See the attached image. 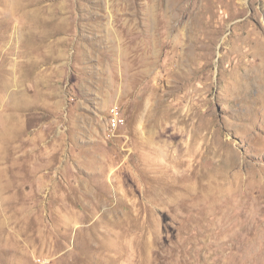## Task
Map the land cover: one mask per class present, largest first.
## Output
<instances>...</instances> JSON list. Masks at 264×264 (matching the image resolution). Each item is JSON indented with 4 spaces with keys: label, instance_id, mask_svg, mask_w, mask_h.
I'll return each mask as SVG.
<instances>
[{
    "label": "rangeland",
    "instance_id": "rangeland-1",
    "mask_svg": "<svg viewBox=\"0 0 264 264\" xmlns=\"http://www.w3.org/2000/svg\"><path fill=\"white\" fill-rule=\"evenodd\" d=\"M0 264H264V0H0Z\"/></svg>",
    "mask_w": 264,
    "mask_h": 264
},
{
    "label": "built area",
    "instance_id": "built-area-1",
    "mask_svg": "<svg viewBox=\"0 0 264 264\" xmlns=\"http://www.w3.org/2000/svg\"><path fill=\"white\" fill-rule=\"evenodd\" d=\"M111 113H113L114 115V123L113 125H111L112 127H116L118 125V123H123V119H121L119 116H118V111L116 108H113L111 109Z\"/></svg>",
    "mask_w": 264,
    "mask_h": 264
},
{
    "label": "bare ground",
    "instance_id": "bare-ground-1",
    "mask_svg": "<svg viewBox=\"0 0 264 264\" xmlns=\"http://www.w3.org/2000/svg\"><path fill=\"white\" fill-rule=\"evenodd\" d=\"M108 122H110V125H113V123H114V115H113V113H111V116H110Z\"/></svg>",
    "mask_w": 264,
    "mask_h": 264
}]
</instances>
